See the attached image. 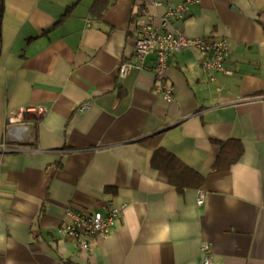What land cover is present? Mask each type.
I'll return each instance as SVG.
<instances>
[{
  "label": "crops",
  "instance_id": "1",
  "mask_svg": "<svg viewBox=\"0 0 264 264\" xmlns=\"http://www.w3.org/2000/svg\"><path fill=\"white\" fill-rule=\"evenodd\" d=\"M94 2L5 0L0 264H199L204 244L213 264H264V0H202L171 19L187 37L226 39L232 72L210 81L197 49L171 53L172 102L157 92L156 56L138 67L136 15L148 10L161 32L166 8L186 0H111L103 19ZM228 141L244 154L215 172ZM159 149L205 178L202 189L180 193L152 165ZM111 204L124 210L91 253L58 234L68 210Z\"/></svg>",
  "mask_w": 264,
  "mask_h": 264
},
{
  "label": "built area",
  "instance_id": "2",
  "mask_svg": "<svg viewBox=\"0 0 264 264\" xmlns=\"http://www.w3.org/2000/svg\"><path fill=\"white\" fill-rule=\"evenodd\" d=\"M201 2L202 0H186L182 5L176 7L168 6L161 21L163 28L161 32L154 26L153 17L148 10L142 9L136 15L139 37L135 44L134 54L139 61L138 67L142 68L145 59L150 55L156 56L154 75L157 80L161 81L157 92L167 102L174 100V89L165 82L171 53L197 49L201 55L203 71L210 81H215V75L218 72L228 75L232 74L231 71L225 68V62L229 57L226 39L190 38L170 29L171 19H183L189 6L200 4ZM155 5L162 6V3L155 2ZM133 66L134 64L132 63L123 64L120 70L121 77L127 76ZM24 111H21L20 116L9 115L8 122L12 125L17 124ZM16 128L21 129L23 132L27 130L25 126H14L12 129L15 130ZM18 139L22 140V136L18 135ZM203 203L204 195L200 193L198 204L202 205ZM123 210L124 206H115L113 204L109 205L107 212L84 210L75 212L68 210L66 212V220L62 221L57 229L58 234L66 240L75 242L84 252L89 254L93 249L91 240L93 238L106 237L116 225ZM211 253L210 245L204 244L201 249L202 257L199 264H213ZM86 264L95 263L89 260Z\"/></svg>",
  "mask_w": 264,
  "mask_h": 264
},
{
  "label": "trees",
  "instance_id": "3",
  "mask_svg": "<svg viewBox=\"0 0 264 264\" xmlns=\"http://www.w3.org/2000/svg\"><path fill=\"white\" fill-rule=\"evenodd\" d=\"M111 0H95L91 13L98 19H103ZM5 13V0H0V28ZM26 145H29L27 143ZM221 151L213 166V171H229L233 165L239 162L244 154L243 144L239 141H228L220 143ZM152 165L155 169L164 173L169 182L174 185L180 193L187 188L202 189L205 178L193 172L183 164L176 156L164 149L155 152Z\"/></svg>",
  "mask_w": 264,
  "mask_h": 264
}]
</instances>
